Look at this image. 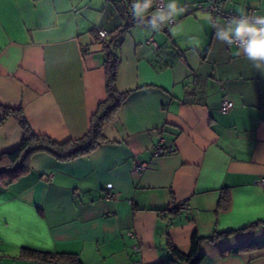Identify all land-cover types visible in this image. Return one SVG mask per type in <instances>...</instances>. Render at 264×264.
Returning a JSON list of instances; mask_svg holds the SVG:
<instances>
[{"label": "crops", "instance_id": "crops-1", "mask_svg": "<svg viewBox=\"0 0 264 264\" xmlns=\"http://www.w3.org/2000/svg\"><path fill=\"white\" fill-rule=\"evenodd\" d=\"M121 1L0 0V156L23 137L5 110L57 143L87 134L107 99L97 28L124 26ZM178 2L193 12L163 21L129 13L140 22L123 36L116 80L129 94L103 125L104 143L67 161L35 154L29 172L0 185V264H45L21 257L23 248L75 254L82 264H164L168 244L188 255L194 234L203 239L200 264H264V64L201 19L210 2L264 16V0ZM161 139L171 151L155 156ZM180 202L187 212L176 210Z\"/></svg>", "mask_w": 264, "mask_h": 264}, {"label": "trees", "instance_id": "trees-1", "mask_svg": "<svg viewBox=\"0 0 264 264\" xmlns=\"http://www.w3.org/2000/svg\"><path fill=\"white\" fill-rule=\"evenodd\" d=\"M155 1L156 0H152V7L148 10V14H146V16H150V18L151 14L155 12ZM137 2L139 1H121L119 9L121 14L125 17V20L127 19V22L124 26L115 29L112 33L107 32V38L102 40L103 49L106 53L103 67L107 99L98 105L97 111L91 119L89 131L85 136L77 140H68L63 143H57L47 136L38 135L33 132L29 123L20 112L5 110V117L13 116L17 121L23 132V137L18 147L1 154L0 156L1 186H8L29 172V161L35 154L44 153L58 161H67L87 155L104 143L102 135L103 125L111 121L129 94V92L120 93L116 88L117 71L119 66L118 49L128 27L132 23L140 22V20L132 19L129 15V13H133L132 6ZM211 3L217 2H210L203 6L202 10L206 9ZM189 8V10L185 8V12L188 14L193 12V8L190 6ZM165 11L166 9L164 12ZM204 11L208 12L207 10ZM208 13L211 15L210 12ZM223 235H229V233L215 234L210 240H215ZM202 241V238H199L194 234L191 239V250L188 255L181 254L172 244H168L171 258L164 264H200L203 256L200 252ZM246 245H253V243ZM20 256L28 260L38 261L45 264H82L75 254H57L31 248H23Z\"/></svg>", "mask_w": 264, "mask_h": 264}, {"label": "clouds", "instance_id": "clouds-1", "mask_svg": "<svg viewBox=\"0 0 264 264\" xmlns=\"http://www.w3.org/2000/svg\"><path fill=\"white\" fill-rule=\"evenodd\" d=\"M152 7V0H140L132 6L134 15L137 17L145 16ZM167 13L157 11L154 17L161 21L174 18L185 11L179 5L178 0H170L167 5ZM201 19L212 24L216 29L215 37L228 44L237 45L239 52L243 54L255 67L264 64V16L234 18L227 23L224 28L213 22L210 14H202ZM153 28L156 27V19L151 21Z\"/></svg>", "mask_w": 264, "mask_h": 264}, {"label": "built area", "instance_id": "built-area-1", "mask_svg": "<svg viewBox=\"0 0 264 264\" xmlns=\"http://www.w3.org/2000/svg\"><path fill=\"white\" fill-rule=\"evenodd\" d=\"M184 8L186 9H190L189 6H185ZM165 10V2L164 0H156L155 1V12L160 11V12H164ZM208 12L211 13L213 20L215 19H221L225 22H229L234 18H241V17H237L236 15L227 12L225 10H223V8L218 4V3H211L206 9ZM243 17H253L251 14L243 16ZM146 19H150V16H146ZM170 23H174L173 20H170ZM97 34L100 40H105L107 38V32L101 28H97ZM153 46H155V43L151 40L150 42ZM237 46V45H236ZM233 108V104L231 101H229L228 99L224 98L221 102L220 105V111L223 114H227L230 112V110ZM163 144V139L160 140V145L154 150V155L155 156H160L163 154H166L168 152L171 151V149H164L163 146L161 145ZM146 169V165L145 164H138L136 165V167L133 170V174L135 175H141V173ZM259 185L264 186V179H261L258 182ZM106 192H105V198H107L108 200H113L115 195L113 194L112 190H113V186L111 184H107L106 185ZM176 210L178 211H184L187 212L188 211V206L183 203L180 202L176 205ZM130 236H133V234H130ZM134 250L136 252L140 251V248L138 246L134 247ZM137 264V263H134Z\"/></svg>", "mask_w": 264, "mask_h": 264}]
</instances>
